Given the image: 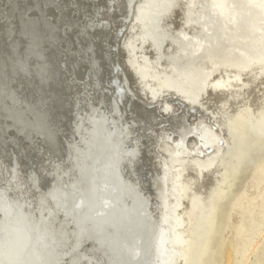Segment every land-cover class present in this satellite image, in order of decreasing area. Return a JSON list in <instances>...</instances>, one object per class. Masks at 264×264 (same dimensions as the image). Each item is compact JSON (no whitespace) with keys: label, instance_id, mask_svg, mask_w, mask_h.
Listing matches in <instances>:
<instances>
[{"label":"bare ground","instance_id":"6f19581e","mask_svg":"<svg viewBox=\"0 0 264 264\" xmlns=\"http://www.w3.org/2000/svg\"><path fill=\"white\" fill-rule=\"evenodd\" d=\"M259 164L264 0H0V264H231Z\"/></svg>","mask_w":264,"mask_h":264},{"label":"rangeland","instance_id":"374dc122","mask_svg":"<svg viewBox=\"0 0 264 264\" xmlns=\"http://www.w3.org/2000/svg\"><path fill=\"white\" fill-rule=\"evenodd\" d=\"M261 183H264V164H259L246 180L250 195L249 203L241 207V192L244 187L238 189L236 193L234 201L236 205L232 209L234 227L225 230L220 246V251L223 252L230 242L234 243L231 264H243L245 254L257 235H260L259 241L245 264H262L264 261V190H262L264 186L262 187ZM241 208L242 211L239 210Z\"/></svg>","mask_w":264,"mask_h":264},{"label":"water","instance_id":"95a60500","mask_svg":"<svg viewBox=\"0 0 264 264\" xmlns=\"http://www.w3.org/2000/svg\"><path fill=\"white\" fill-rule=\"evenodd\" d=\"M70 114H68V116H69ZM35 185H38L36 182H35ZM82 205V204H81ZM76 207H81V206H76ZM77 209V208H76Z\"/></svg>","mask_w":264,"mask_h":264}]
</instances>
